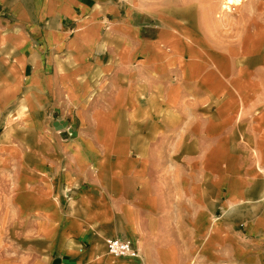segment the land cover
<instances>
[{"label": "crops", "instance_id": "crops-1", "mask_svg": "<svg viewBox=\"0 0 264 264\" xmlns=\"http://www.w3.org/2000/svg\"><path fill=\"white\" fill-rule=\"evenodd\" d=\"M213 9L0 0V264H264V9Z\"/></svg>", "mask_w": 264, "mask_h": 264}, {"label": "rangeland", "instance_id": "rangeland-1", "mask_svg": "<svg viewBox=\"0 0 264 264\" xmlns=\"http://www.w3.org/2000/svg\"><path fill=\"white\" fill-rule=\"evenodd\" d=\"M228 1L230 2L231 0H213L214 2V7L215 9V16L217 22L220 21L221 29L223 32L228 35L232 36L235 35L234 31L236 30V24L238 19V16L242 14V10H247L249 6L254 5L255 9H264V0H239L242 1V5H232L231 7L228 5ZM233 7V8H232ZM232 10L230 12L229 9ZM244 16L245 14L249 13H243ZM261 45V44H260Z\"/></svg>", "mask_w": 264, "mask_h": 264}, {"label": "built area", "instance_id": "built-area-1", "mask_svg": "<svg viewBox=\"0 0 264 264\" xmlns=\"http://www.w3.org/2000/svg\"><path fill=\"white\" fill-rule=\"evenodd\" d=\"M106 242L109 253L114 257L127 258L135 257L138 255L137 251L133 248L130 241L118 238H108Z\"/></svg>", "mask_w": 264, "mask_h": 264}, {"label": "bare ground", "instance_id": "bare-ground-1", "mask_svg": "<svg viewBox=\"0 0 264 264\" xmlns=\"http://www.w3.org/2000/svg\"><path fill=\"white\" fill-rule=\"evenodd\" d=\"M242 1L239 0H231L230 2L228 1V5L231 7L232 5H239L241 4Z\"/></svg>", "mask_w": 264, "mask_h": 264}]
</instances>
